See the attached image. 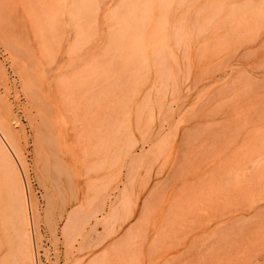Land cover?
Masks as SVG:
<instances>
[{
    "label": "rangeland",
    "instance_id": "rangeland-1",
    "mask_svg": "<svg viewBox=\"0 0 264 264\" xmlns=\"http://www.w3.org/2000/svg\"><path fill=\"white\" fill-rule=\"evenodd\" d=\"M0 114L39 211L38 264H89L111 249L109 264H264V0H0ZM84 149L87 167L119 165L102 223L85 226L101 241L88 251L61 234L93 197ZM1 159L0 264L7 235L19 241L2 225ZM44 161L73 177L41 178ZM55 181L79 199L56 235L43 217Z\"/></svg>",
    "mask_w": 264,
    "mask_h": 264
},
{
    "label": "bare ground",
    "instance_id": "bare-ground-1",
    "mask_svg": "<svg viewBox=\"0 0 264 264\" xmlns=\"http://www.w3.org/2000/svg\"><path fill=\"white\" fill-rule=\"evenodd\" d=\"M10 18H12V17H10ZM176 31H177L176 34L179 35L180 30L176 29ZM259 31H260V29H259ZM251 40H253L252 36H251ZM254 42H255V40H254ZM3 44H4V42H3ZM12 47H14V46H12ZM53 49H54V47H53ZM200 62H201V60H200ZM34 81H36V80H34ZM36 88H38V87H36ZM39 90H38V92H39ZM31 92L33 93V91H31ZM31 96H33V95H31ZM39 101H41V100H39ZM41 104H43V103H41ZM1 113H3V112H1ZM45 118H47V116ZM51 123H53V122H51ZM47 124H48V122H47ZM0 137H1V139H0V157L2 158L1 160L4 162V166H5L4 168H5V172L7 174L6 177H8L7 178L8 179V186H7V189H5V190H7V192H6V194H4V195H6V197H8L7 200H5V201H8V205H6L7 207H5V210L3 212H5L8 209L10 210L9 211L10 214L8 216L6 215V217L8 218L7 219L8 221L6 219L3 220V221L6 220V222H8V223L7 224L2 223V225H7L6 227L9 228V233L10 234L13 233L14 235H16L15 238H18L20 241V243H19V241L17 243L18 246L14 247L12 245V243L10 242L11 238H9V236L7 235V238L9 239V245L8 246H10V248H11L10 251L12 252L11 258L15 253H17V255L20 256V258H19L20 263H21V260L25 259L27 264H38V258L36 256V254L34 253V250L37 249V243H36V239H35L34 229H35V223L38 224V222H39L40 215H39L38 209L36 208L35 205H33L32 201H31L29 183L27 181V176L25 173L24 166L22 165L21 158L16 153L17 148H14V145H12V143H11V141H12L11 139H12V137L14 138V134L11 130V127L9 125L8 120L6 118H3L1 116V114H0ZM48 143H50V142H48ZM45 146H46V144H45ZM131 146H133V145H131ZM48 148H50V147H48ZM83 152L85 155V160L82 161L83 164L79 165L80 170L82 169L80 175L86 177L87 189L89 190L90 194H93V197L91 195V197H90L91 200L88 199L89 200V201L87 200L88 202L82 203L77 208L71 210L67 214V217L65 216L66 220H65V223L61 229V234H62V237L64 239V243L66 246H69V245L73 244L74 242H80V245H79L80 251H85V250L88 251V250L94 249L97 246H99L101 241H100V239L97 240V238L94 237V229L95 228H92L91 229L92 231H90L89 233L84 235V229L86 230L85 226L88 224V222L92 221V219H94L96 221L95 226L100 225L102 223L103 219L99 220L98 215L104 213L105 201L107 199H109V196H110L109 193L118 188L117 187V180H119V179H117L118 176L115 172H113V169H114V167L116 168L119 165H117L115 161L112 162V161L107 159V160L103 161V163L101 165H98L95 167L94 166L87 167L86 163H85L86 157L88 158L86 149H84ZM129 154H130L129 152H126V151L123 152L119 156L120 160L123 161ZM54 159H56V158H54ZM136 160L133 161V164H134V162H136ZM138 160H140V159H138ZM59 164H60V162H59ZM59 164L57 166H55L54 169H52L51 166L49 165V163L44 161L42 166L39 168V174H40L41 178L49 179L51 176V177L55 178V180H56V176L65 175L67 178L71 179V177H73L71 174L72 170H70L69 167L66 168V167L61 166ZM133 171L134 170L131 169L130 173H129L131 178H132V174H134ZM100 172H102V173L106 172L107 176L105 175L103 178H101V180L96 181V182H92L90 184V186H88V184H87L88 179L87 178H89V175L93 174V173H100ZM78 175L79 174L76 173L74 176L77 177ZM0 187H2V186H0ZM60 187H61V185L58 181H55L54 187H52V192H50L49 189L45 187L46 191L49 194L48 197L46 196L47 199L49 200V202L46 206L43 217L46 221L47 226L49 227V229L51 230V232L54 235H56V233H55L56 216L58 215L59 218H63L64 212H65V209L67 208V206L70 203L74 204V202H76V201L78 202V200H79L77 194L74 193L73 195H66V194H64V192L61 190ZM77 192H78V190H77ZM55 194L57 196H60V199H61V205L58 207L56 214H55V210H54V207L56 206V202L54 199ZM6 213L8 214V211H6ZM2 229H4V232H5V228L3 226H2ZM5 233H8V231H6ZM115 233H117V230H114V231L108 233L107 237L110 238L113 235H115ZM13 234L11 237H13ZM16 240L14 239L13 242ZM103 240H105V238ZM114 250L117 251V249H111L110 251H108V252H106L100 256H97V258L95 257L94 259H92L93 261L92 260L90 261L89 264H109L108 261L110 259H108V258H110L109 257V256H111L110 253H113ZM4 257L8 258L7 256H4ZM6 258L2 260L1 264H13V262H11V258H10V260H8ZM23 262H25V261H23ZM23 262L21 264H24ZM79 262H80V260H79ZM76 263H77V261L75 262V264ZM72 264H74V263H72Z\"/></svg>",
    "mask_w": 264,
    "mask_h": 264
}]
</instances>
